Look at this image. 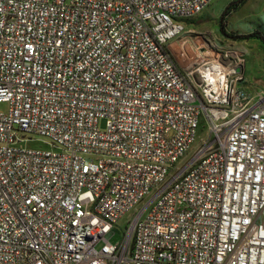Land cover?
Listing matches in <instances>:
<instances>
[{"label": "built area", "instance_id": "built-area-1", "mask_svg": "<svg viewBox=\"0 0 264 264\" xmlns=\"http://www.w3.org/2000/svg\"><path fill=\"white\" fill-rule=\"evenodd\" d=\"M213 2L0 0V264H264V96L170 50Z\"/></svg>", "mask_w": 264, "mask_h": 264}, {"label": "rangeland", "instance_id": "rangeland-1", "mask_svg": "<svg viewBox=\"0 0 264 264\" xmlns=\"http://www.w3.org/2000/svg\"><path fill=\"white\" fill-rule=\"evenodd\" d=\"M245 1V4L242 5L241 0H214L210 7L201 15L192 19L190 22H183L187 29H192L191 27L196 28H194V32L190 35V41H185L188 37L185 36L182 40L176 41L170 46V50L174 53L177 65L181 71L187 72L190 68L194 69L196 55L200 52L205 53L210 51L212 54L214 52H216V54L230 53L231 62L235 63L239 61V59H243L239 54V49L245 50L246 47H248L249 50L245 55L247 78H249L250 75L252 82L261 80L262 83L259 84L260 86L258 88L260 90L264 89V42L258 39L244 42L235 41L229 39L221 31L222 21L224 19L223 25H225V31L227 33L233 31L239 32V34H245L259 31L264 35V0ZM232 4L238 6V8L233 11L231 15L225 17V11ZM180 42L184 47L180 48ZM238 88H246L254 93L249 85L240 84ZM9 110V104H0L1 113H8ZM100 129H106V120L100 122ZM208 130V124L203 121L201 130L194 144V150L200 148L207 139L209 136ZM31 138L32 140L23 144V147L41 150H50L52 148L50 146V141L44 137L32 136ZM191 154L192 152L188 155ZM183 164L184 161H181L180 165ZM151 197L152 196H149L145 201L140 203L115 226L114 231L109 235V241L112 244H119L122 241V236L127 232L129 223L134 220L135 216L143 209Z\"/></svg>", "mask_w": 264, "mask_h": 264}, {"label": "crops", "instance_id": "crops-1", "mask_svg": "<svg viewBox=\"0 0 264 264\" xmlns=\"http://www.w3.org/2000/svg\"><path fill=\"white\" fill-rule=\"evenodd\" d=\"M188 21H191V20H188ZM191 28L192 29H189V30H195L194 28H196V27H191ZM239 50H240L239 51V54L243 57V59L245 61V55L248 52L249 48L246 47L245 50H241V49H239ZM245 63L246 62H244V66H243V68L241 70V74L243 75V81L240 82L239 85L240 84L249 85L253 89L254 93H252L249 89H246V88H244V89H240L239 88V90L245 96H249L251 98H257V97H260V96H264V89L263 90H260L258 88L260 86L259 84H261L262 81L261 80H256L255 82H252V78L250 77V75H249V78H247V69H246Z\"/></svg>", "mask_w": 264, "mask_h": 264}, {"label": "trees", "instance_id": "trees-1", "mask_svg": "<svg viewBox=\"0 0 264 264\" xmlns=\"http://www.w3.org/2000/svg\"><path fill=\"white\" fill-rule=\"evenodd\" d=\"M245 0H241V3L242 5L245 4ZM238 8V6L232 4L230 5L227 10L225 11V17H228L229 15H231V13L233 11H235L236 9ZM188 21V20H187ZM190 22V21H188ZM222 26H221V31L224 33L225 36H227L229 39H232V40H235V41H240V42H244V41H249V40H252V39H258V40H261L262 42H264V35L259 32V31H255V32H249V33H243V34H239V32H229L227 33L225 31V25L224 24V19L222 21Z\"/></svg>", "mask_w": 264, "mask_h": 264}, {"label": "bare ground", "instance_id": "bare-ground-1", "mask_svg": "<svg viewBox=\"0 0 264 264\" xmlns=\"http://www.w3.org/2000/svg\"><path fill=\"white\" fill-rule=\"evenodd\" d=\"M193 56V55H192Z\"/></svg>", "mask_w": 264, "mask_h": 264}]
</instances>
